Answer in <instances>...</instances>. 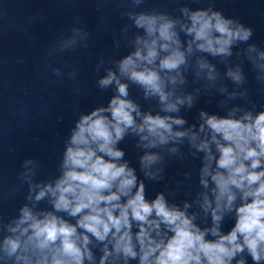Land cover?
I'll use <instances>...</instances> for the list:
<instances>
[{"label":"clouds","instance_id":"obj_1","mask_svg":"<svg viewBox=\"0 0 264 264\" xmlns=\"http://www.w3.org/2000/svg\"><path fill=\"white\" fill-rule=\"evenodd\" d=\"M142 2L132 0L133 8ZM180 11L185 19L159 11L126 13L132 27L143 34L129 40L133 50L115 61L116 71L108 68L98 79L102 90L115 86L107 106L79 116L54 180L34 182L38 164L24 161L26 168L33 165L20 173L28 186L25 199L32 206L24 203L18 218L7 223L0 219V231L9 233L0 242L4 264H91L95 257L90 237L107 241L99 264H128L129 260L138 264H247L245 253L254 264L264 262V110L254 114L233 107L227 115L202 110L198 128H185L187 121L174 115L182 106H193L194 95L178 94L177 89L186 83L184 73L196 53L226 61L235 46L246 44L243 54L256 73L255 80L264 86V50L248 43L252 28L227 18L211 3L204 9L182 7ZM128 31L126 26L124 32ZM181 33L186 39L182 40ZM77 37L86 39L87 33L74 29L69 43ZM242 63L225 72L235 85L246 84ZM195 68L198 78L204 74L208 81H215L218 77L215 64L206 56L196 57ZM130 85L141 89L144 99L156 98L159 111H142L129 98ZM237 95L246 98L247 89L229 93L230 98ZM240 111L243 114L237 117ZM129 133L138 137L137 147L145 150L139 157L144 179L138 178L117 146ZM185 143L190 155L201 161L199 184L205 191L194 202L210 215L211 227L201 228L195 222L198 213H189L192 205L170 202L164 191L146 199L145 180L161 181L166 164L161 152L152 149L182 158ZM183 175L188 178L191 173ZM45 199L52 210H34ZM58 213L75 218V223ZM229 215L234 217V226L224 233L221 225Z\"/></svg>","mask_w":264,"mask_h":264}]
</instances>
